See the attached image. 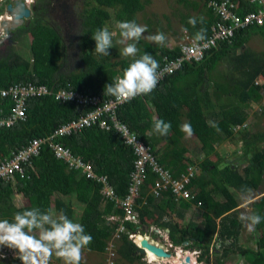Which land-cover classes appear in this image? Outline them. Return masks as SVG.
Listing matches in <instances>:
<instances>
[{
	"label": "trees",
	"instance_id": "obj_1",
	"mask_svg": "<svg viewBox=\"0 0 264 264\" xmlns=\"http://www.w3.org/2000/svg\"><path fill=\"white\" fill-rule=\"evenodd\" d=\"M95 1L97 5L85 10L81 16V33L74 38L76 51L73 59L77 64L72 70L64 38L48 17L52 5L50 0H37L32 6V18L13 31L11 41H16L23 34L32 35L31 59L24 58L8 44L6 52L0 54V118L12 115L15 101L10 94H1L10 85L34 83L46 86L52 93L28 98L25 119H18L10 126L0 125V157L26 148L34 140L50 138L59 127L93 110L74 102L56 100L55 92L66 89L88 97H99L103 102L114 99L104 95V86L122 75L131 61L120 59L117 62V55L112 54L111 48L108 56L95 53V41L91 36L107 25L110 13L106 9L115 11L120 8L118 18H123L127 17V10L134 13L143 11L145 4L144 0ZM208 1L211 0H178L186 12L180 14V22L191 37L200 28L206 30V37L210 33L215 17L212 12L204 10L203 4ZM236 1L239 2L237 12L242 16L258 9L257 5L247 0ZM198 9L207 18H204L203 24L198 22L193 28L188 19L193 17L190 13ZM200 17L196 16L198 21ZM252 34L264 38V25L239 31L231 44L221 43L207 50L199 62L184 63L159 80L152 93L124 102L116 110L118 120L146 144L162 169L169 171L175 179L185 181L188 178L186 189L194 197L192 202L176 201L171 193L156 198L150 193L149 186L155 183L157 177L148 165L147 185L141 188V199L136 209L140 212L142 226L154 220L160 227L169 230L173 246L187 243L185 248L201 250L199 261L204 264L209 263L213 239L228 244L225 253L239 254L249 260L248 264H264V240L256 242L254 248L244 249L239 237L245 223L234 213L239 206L241 189L257 190L263 184L264 149L260 148V144L264 136L250 132L243 134L246 143L243 158L248 155L245 167L227 164L221 168L223 159L217 162L211 160L216 144L226 139V134L232 131L235 124L246 122L252 105L260 103L264 114V104L261 105L264 83L256 84L260 77L264 78V55L247 49ZM137 48L139 56L148 53L159 62V72L168 62L181 56L178 45L173 48L166 44L160 46L144 38L138 42ZM227 59L234 62L238 78L230 79L219 70ZM217 93L221 97L238 98L240 103L219 101ZM217 110H220V115L212 123L209 117L213 119ZM154 119L171 123L167 136L152 132ZM183 123H190L194 130L193 136L198 143L194 149L188 148L183 141L185 133L180 131ZM52 142L59 143L72 157L90 165L98 177L107 178L120 199L127 197L136 154L132 147L122 144L120 135L93 126L71 131ZM28 162L22 163L24 173L16 171L8 179L0 178V218L11 220L15 213L32 207H39L42 211L54 208L57 213L63 211L74 222L82 224L85 232L92 236V242L86 249L104 255L118 228V224L108 225L107 218L123 216L124 213L102 195V185L87 180L81 170L71 169L65 160L57 158L50 140L42 143L37 154L31 155ZM18 194L28 201L27 205L21 207L14 203ZM73 198L84 207L78 220L73 204L66 201ZM255 207L261 210L264 198ZM189 211L193 215L186 227L178 225L174 218L183 221ZM126 227L137 231L133 224H126ZM256 228L264 229V221ZM121 244L118 259L126 262L140 259L136 254L137 247L127 236L123 237ZM213 252L218 253L219 249ZM52 260L59 261L55 257ZM18 262V259H13L12 264Z\"/></svg>",
	"mask_w": 264,
	"mask_h": 264
},
{
	"label": "clouds",
	"instance_id": "obj_2",
	"mask_svg": "<svg viewBox=\"0 0 264 264\" xmlns=\"http://www.w3.org/2000/svg\"><path fill=\"white\" fill-rule=\"evenodd\" d=\"M15 1L16 0L13 2L12 0H0V3L4 5V10L2 11L4 14H1L2 12L0 13V15H2L0 25L2 21L10 19H5V15L10 16L7 7L5 6H8L9 3H15ZM36 1L37 0H23L26 7H28L31 12V7L36 3ZM206 4L207 2L203 4L204 10L207 13L212 12L206 8ZM213 16L215 18L213 24L211 25L209 35L211 34L212 27L218 21V18L214 13ZM31 18L32 16L30 19ZM25 20L28 21L29 19L27 18ZM198 22L203 24L204 18L200 17L199 21L196 17H190L188 19V24L193 28L196 27ZM116 28L119 30L120 37L116 43L122 46L120 48V55L126 58L131 57L133 59L128 64V66L123 69L122 75L117 76L113 82L105 84L104 95L113 97L116 101L128 102L138 96H146L152 93L159 81V62L148 53H144L143 55L139 56V58H136L139 51L137 48V42H139L141 38H144L149 42L164 46L166 44L167 37L162 31L159 30L155 34L144 36V34L147 32V26L140 25L135 20L118 21L116 23ZM185 31H187V29H185ZM238 32H236L235 36L232 38V41L227 43L231 44ZM185 34H187L189 38L194 39L195 42L205 41L209 36L208 35L206 37V30L204 28H200L198 31H196L194 37H191L188 32H185ZM7 35L8 33L5 34L4 40L9 37ZM115 35L116 33L111 32L107 26L97 29L91 36V38L95 41L94 52L101 56H108V50L114 47L113 38ZM186 38L187 36L183 38L180 45H178L180 47L181 56L177 58L183 56L182 44L187 42ZM3 42L4 41H1L0 44ZM193 61L194 60H192V63ZM256 84L262 85L263 83L260 84L258 79ZM68 99H70V97ZM260 108L261 107L258 109ZM260 112H262V109ZM209 120L212 122L213 119L209 117ZM170 129V122H165L163 119L153 120V133L159 134L160 136H167L170 132ZM180 131L185 133L186 137L189 138L194 134V130L190 123L181 124ZM232 132L236 134L235 138L238 139H234V141L237 140L239 143H242L241 145H243V148L239 145L238 153L244 155V146L246 143L242 136L244 133H249L248 125L246 122L243 124H235L232 128ZM217 146L218 144H216V147ZM235 157L237 159L239 158L236 155V151ZM251 192V189H241L240 199L244 201L250 200ZM138 213L141 221L140 212ZM123 216H110L107 218L108 225L118 224V228L116 229L112 239L108 244L106 252H110L111 257L107 258L105 264H114L110 261L115 253L118 254L117 250H113L114 243L116 241H122L124 236H127L128 240L135 244L138 249L136 254L139 256V260L145 264H171V260L174 257L178 258L179 254L181 257H183V261H185V259L188 257L192 263H203L202 261H199L201 250L196 248H185L187 243H184L180 246H173L172 242L170 241L169 230L167 228L160 227L154 222V220L147 221V224L144 226H142L141 221L140 227L128 222L126 224H133L137 227V231H130L125 224L124 226L126 231L119 233L122 223L115 220L110 221V218H123ZM239 219L245 223V226L249 231L255 230V226L264 221V217L251 211L242 212ZM151 226H156L162 231V233L151 230ZM132 233L135 236L130 239V235ZM139 236L142 238L140 242L137 241ZM166 238L169 239V244L171 246H169L167 243ZM92 239V236L85 232L82 224L74 222L63 211L57 213L52 209L42 211L39 207H32L30 209L15 213L11 220L0 219V247H6L8 249L14 250L15 256H13V259H18L21 264H50V261L53 257L61 261L62 264H81L82 252L88 245L91 244ZM144 240H147L150 244L160 249L164 256H157L150 251L156 256L157 261H149L147 258V253L149 250L142 246V241ZM140 250H144V253H140ZM8 257L11 258L10 254L7 255V258ZM7 258L0 260V263L4 260H7Z\"/></svg>",
	"mask_w": 264,
	"mask_h": 264
},
{
	"label": "built area",
	"instance_id": "obj_3",
	"mask_svg": "<svg viewBox=\"0 0 264 264\" xmlns=\"http://www.w3.org/2000/svg\"><path fill=\"white\" fill-rule=\"evenodd\" d=\"M247 1L250 4L257 5L258 9L246 13L244 16L237 12L239 9V2L236 0H211L207 2L206 8L212 11L218 18L217 23L212 27L211 34L202 42H195L194 39L187 37V42L182 44L183 56L168 62L166 67L159 72V80L181 68L184 62H192V60L200 61L203 59L207 50L216 48L221 43L231 42L236 32L252 26H263L264 0ZM5 17L10 18L9 15H5ZM1 18L2 15H0V22ZM5 34L4 29L0 25V42ZM51 93L52 92L46 86L34 83H18L10 85L7 89L2 90L1 94H10L15 102L12 108V115L7 118H0V125L5 124L6 126H10L18 119H25L26 100L31 97L48 95ZM54 97L56 100L62 102H74L79 106L93 108L92 111L80 116L77 120L71 121L56 129L54 134L46 140H50V146L57 158L65 160L71 169L81 170L87 180L101 184L102 195L108 201L114 202L117 207L123 211V218H110V221L115 220L122 223L119 233L126 231L124 225L128 222L137 225V227L141 225L139 213L136 209L139 206L138 200L141 199V188L147 185L146 175L148 165L151 167V172L157 177L155 183L149 186L150 193L156 198H161L164 194L171 193L176 201L192 202L194 197L186 189L188 178L186 177L185 181L175 179L170 175L169 171L162 169L152 157L144 142L133 134L124 123L122 124L118 120L116 110L124 102L116 101L115 98L103 102L99 97H88L86 94L66 89L55 92ZM69 97L70 99H68ZM259 110L261 111V108ZM93 126H98L100 130L106 132L114 131L116 134L120 135L122 144L132 147L136 154L134 170L130 174L131 182L128 195L125 199H120L116 195L114 188L110 185L107 178L98 177V175L93 172L90 165H86L81 160L72 157L70 152L64 149L59 143L52 142L56 141L64 134H69L71 131H81ZM46 140H34L26 148H22L17 152H12L9 156L0 157V178L8 179L16 171L24 173L22 163H29L30 156L37 154V149ZM151 230L162 233L156 226H151ZM134 236L135 235L132 233L130 239ZM166 239L169 244V239ZM169 246L171 245L169 244ZM7 255L3 247H0V260L7 258Z\"/></svg>",
	"mask_w": 264,
	"mask_h": 264
},
{
	"label": "rangeland",
	"instance_id": "obj_4",
	"mask_svg": "<svg viewBox=\"0 0 264 264\" xmlns=\"http://www.w3.org/2000/svg\"><path fill=\"white\" fill-rule=\"evenodd\" d=\"M51 5V11L48 15L50 18L51 24L56 28L59 29L63 36V41L67 45V50L69 52V68L70 70L74 69L76 67V60L73 59L75 54V42H72V37L78 38L79 34L81 33V16L84 13L85 10L92 8L93 6H96L97 3L95 0H50ZM55 4V5H54ZM144 10L141 12H132V10H127V17H121L118 18V12H120V8L114 10H108L110 13V19L107 22V27L111 32H115L116 35L113 38V44L114 47L111 48V52L113 55L116 56V61H120V59H127L132 60L131 57H123L120 55V48L121 45L117 44L116 41L120 39L119 37V30L116 28V23L118 21H131L135 20L140 25H146L147 26V32L144 34V36L155 34L158 30L162 31L166 37V45L167 47H175L177 45H180L183 38L187 34L182 29V26L180 24L179 15L181 13H186L183 10V7L181 4L178 3V0H144ZM1 11H3L4 5L0 3ZM6 7V6H5ZM32 8V7H31ZM126 10V9H125ZM1 13V12H0ZM193 17H196L197 15H200L199 9L196 10V13L193 14ZM1 14H4L3 12ZM191 14V13H190ZM25 20V24H26ZM65 25L64 27H59V25ZM64 30H67L65 33H62ZM15 30H12L10 34L12 35ZM2 41H4L2 44H0V54H4L6 52V45L12 46L15 52L19 53L26 59H31V42L33 41L32 35L23 34L20 36L19 39L16 41H11L10 36ZM143 39V38H142ZM155 44V43H153ZM138 45V42H137ZM247 49L255 52L257 55H264V38H262L258 34H252L250 36L249 41L247 42ZM139 52L137 53L136 58H139ZM219 70L222 72V74H225L228 78H238L239 73L236 69H234V62L230 59H227L222 63V65L219 67ZM259 83H264V78L259 79ZM220 96V93H217ZM219 101H231V102H237L240 103L239 99H233L231 96L229 97H221ZM263 105V103H261ZM260 103L252 105L247 114L246 117V124L248 125V130L251 134H260L264 136V114L263 112L259 111ZM246 108V107H245ZM220 115V110L216 111V114L213 116L212 122L215 123L217 121V116ZM228 139H225V141L218 144L216 147V152L211 156V160L214 162H217L218 160H222V166L224 165H230L234 164V166L238 167H245L247 165V158H243V155L238 153L239 151V145L243 148L242 143H239L237 138H235V133L230 132L229 134H226ZM186 140V144L188 148L194 149L195 146H198L197 140L193 139L192 136L184 137ZM234 139H237L234 141ZM236 144H234V143ZM244 143V141H243ZM245 144V143H244ZM260 148L264 149V141L260 144ZM235 151L236 155L240 158L237 159L235 157ZM203 158V157H202ZM205 158V157H204ZM254 175V173L252 174ZM251 199L248 201H244L240 199V194H238V202L239 206L236 209L234 213L241 215L242 212H255L261 216H264V207L259 210L257 207H255L256 204L260 203V200L264 198V180L263 184L259 189H251ZM69 203L71 202L73 204V210L75 211V217L76 220L79 219L81 214L83 213L84 207L76 199H68L66 200ZM14 203L17 206H25L28 204V201L22 197L21 194H18L14 197ZM52 210L55 211L53 208ZM56 212V211H55ZM193 213L191 211L188 212L185 220L176 219V222L180 226L186 227V225L189 223ZM3 219V218H0ZM139 229V228H138ZM240 244H242V247L244 249L247 248H254L256 247V242L264 240V229L263 228H256L253 231H249L246 226H244L241 229V236L239 237ZM121 241H116L114 243V249L113 250H119L121 247ZM197 249V248H196ZM219 249L218 253H214L213 251ZM228 249V244L223 241L219 240H212L210 244V254H209V263L208 264H217L218 262H221L222 264H248L249 260H246L245 257L235 254V253H229L225 251ZM3 250L6 251L8 254H10L11 258H7V260H4L0 264H12L13 256H15V251L12 249H8L6 247H3ZM110 256V252H106L104 255H99L96 253H92L88 251L86 248L82 252V261L81 264H105V261ZM119 255L115 253L113 255V258L110 259V261L114 264H145L142 261H140L138 258L135 260H132V262H126L124 260L118 259ZM147 258L151 262L157 261V258L155 255H150V253H147ZM16 259V258H15ZM50 264H62L61 261H55L51 260ZM197 264H200L197 262ZM203 264V263H202Z\"/></svg>",
	"mask_w": 264,
	"mask_h": 264
},
{
	"label": "water",
	"instance_id": "obj_5",
	"mask_svg": "<svg viewBox=\"0 0 264 264\" xmlns=\"http://www.w3.org/2000/svg\"><path fill=\"white\" fill-rule=\"evenodd\" d=\"M6 7L10 14V19L2 21L1 27L6 33H8L7 36H9L11 35L10 32H12V30H15L24 24L25 19H30L32 12L26 7L23 0H16L15 3H9ZM142 246L157 256H164L160 249L150 244L147 240L142 241ZM140 253H144V250H140ZM185 261L188 262L189 258L187 257Z\"/></svg>",
	"mask_w": 264,
	"mask_h": 264
},
{
	"label": "bare ground",
	"instance_id": "obj_6",
	"mask_svg": "<svg viewBox=\"0 0 264 264\" xmlns=\"http://www.w3.org/2000/svg\"><path fill=\"white\" fill-rule=\"evenodd\" d=\"M5 19H8V18H5ZM141 240H142V238L139 236V238L137 239V241L140 242ZM149 253H150V255L152 254L150 251H148V254ZM152 255H154V254H152ZM172 260H175L174 261L175 262L174 264H192V262H190V259H189V262L188 263H186V261H183V257H181L180 254L178 255V259L177 260H176L175 257ZM193 264H195V263L193 262Z\"/></svg>",
	"mask_w": 264,
	"mask_h": 264
},
{
	"label": "crops",
	"instance_id": "obj_7",
	"mask_svg": "<svg viewBox=\"0 0 264 264\" xmlns=\"http://www.w3.org/2000/svg\"><path fill=\"white\" fill-rule=\"evenodd\" d=\"M182 6V5H181ZM183 7V6H182ZM192 12H194L193 14H195L196 13V11H192ZM192 12H191V14L190 15H192ZM184 14H186V13H184ZM193 16V15H192ZM198 16V15H197ZM200 16H202L203 18H207L206 17V15L203 13V14H200ZM179 17V20H180V15L178 16ZM180 24H181V22H180ZM181 26H182V29H183V31L184 32H187V31H185V29H184V27H183V25L181 24ZM185 136H186V134H185ZM192 138L193 139H196L193 135H192ZM183 141H185V143H186V140L185 139H183ZM178 258H176V260H177ZM172 262H171V264H174L175 262V260H171ZM179 262V261H178ZM193 264V263H192Z\"/></svg>",
	"mask_w": 264,
	"mask_h": 264
},
{
	"label": "flooded vegetation",
	"instance_id": "obj_8",
	"mask_svg": "<svg viewBox=\"0 0 264 264\" xmlns=\"http://www.w3.org/2000/svg\"><path fill=\"white\" fill-rule=\"evenodd\" d=\"M14 0H12V2H13ZM55 5V4H54ZM65 26V28H66V24L65 25H62V24H60V27H64ZM67 30H64L63 29V32L62 33H65ZM72 42H74V39H73V37H72ZM19 264H21L20 262H18Z\"/></svg>",
	"mask_w": 264,
	"mask_h": 264
}]
</instances>
